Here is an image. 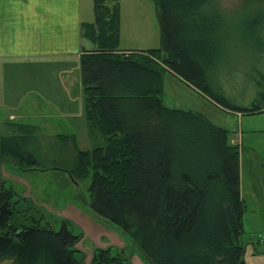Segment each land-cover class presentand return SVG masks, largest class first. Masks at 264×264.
Masks as SVG:
<instances>
[{
    "label": "trees",
    "instance_id": "1",
    "mask_svg": "<svg viewBox=\"0 0 264 264\" xmlns=\"http://www.w3.org/2000/svg\"><path fill=\"white\" fill-rule=\"evenodd\" d=\"M151 1L160 46L124 50L119 0H92L93 21L80 26L91 47L82 46L79 65L87 136L103 144L82 150L75 135L57 134L60 146L73 147V163L65 171L74 181L89 180L92 215L112 221L145 264H244L240 147L204 114L167 106L163 76L173 74L225 110L259 113L264 74L250 106L231 102L212 78L229 46L221 12L210 0ZM260 27L264 31L261 21L245 23L252 47L264 51ZM6 125L12 134L0 135V160L45 168L32 148L40 127ZM15 193L0 178V261L132 264L124 249L112 246L94 248L85 261L76 248L82 234L65 219L57 230L10 224Z\"/></svg>",
    "mask_w": 264,
    "mask_h": 264
},
{
    "label": "rangeland",
    "instance_id": "2",
    "mask_svg": "<svg viewBox=\"0 0 264 264\" xmlns=\"http://www.w3.org/2000/svg\"><path fill=\"white\" fill-rule=\"evenodd\" d=\"M119 2V48L159 47L160 28L152 1ZM210 2L221 12L224 29L229 34V46L212 78L220 81L231 102L248 107L256 98L259 74H264V51L252 47L245 23H264V0ZM89 17V21H93V13ZM257 33L264 35L261 27L257 28ZM87 44L91 47L90 42L87 41ZM163 91L167 106L203 113L212 123L226 128L230 142L235 140L239 145L240 193L246 204L242 235L244 264H264V111L245 113L225 110L169 72L163 76ZM8 112L0 105V135L12 134L7 122L38 125V142L32 148L45 164V168L21 166L16 162L0 160V178L5 181V186L16 192L14 199L18 200L10 224L18 228L31 224L49 225L57 230L61 220H68L74 232L82 234L76 248L85 253L87 262L96 247L108 244L105 247L120 249L118 245L125 244L129 248L130 238L112 221L92 215L88 205L89 180L74 181L65 171L72 166L73 147L69 144L60 146L55 139L57 134L75 135L77 147L82 150L103 144L102 138L98 141L88 138L85 118L70 122L50 116L51 112L34 111L29 113L30 118L9 120ZM125 253L129 254L128 250ZM132 258L143 264L140 252ZM0 264H10V260H2Z\"/></svg>",
    "mask_w": 264,
    "mask_h": 264
},
{
    "label": "crops",
    "instance_id": "3",
    "mask_svg": "<svg viewBox=\"0 0 264 264\" xmlns=\"http://www.w3.org/2000/svg\"><path fill=\"white\" fill-rule=\"evenodd\" d=\"M91 13L92 0H0V105L9 120L34 111L85 118L79 56L89 46L80 26ZM128 245L118 247L138 264Z\"/></svg>",
    "mask_w": 264,
    "mask_h": 264
}]
</instances>
